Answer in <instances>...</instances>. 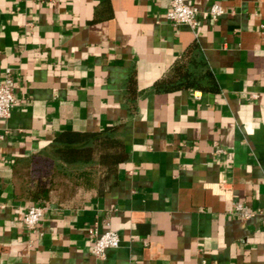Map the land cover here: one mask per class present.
Segmentation results:
<instances>
[{
  "label": "crops",
  "instance_id": "1",
  "mask_svg": "<svg viewBox=\"0 0 264 264\" xmlns=\"http://www.w3.org/2000/svg\"><path fill=\"white\" fill-rule=\"evenodd\" d=\"M185 2L196 27L166 18L170 0H0L17 100L0 122V264H264V0ZM183 59L202 61L204 88H155ZM111 125L128 152L117 182L52 194L29 230L40 202L17 193V162ZM92 228L120 245L96 256Z\"/></svg>",
  "mask_w": 264,
  "mask_h": 264
},
{
  "label": "trees",
  "instance_id": "2",
  "mask_svg": "<svg viewBox=\"0 0 264 264\" xmlns=\"http://www.w3.org/2000/svg\"><path fill=\"white\" fill-rule=\"evenodd\" d=\"M200 68L201 74L191 71ZM211 75L197 59L179 60L163 79L155 83L158 90L184 87L204 88ZM133 77L128 89L134 90ZM120 125L98 131L65 130L33 157L17 162V193L35 202L47 201L52 194L67 200L76 190L108 191L118 180L119 167L128 158Z\"/></svg>",
  "mask_w": 264,
  "mask_h": 264
},
{
  "label": "built area",
  "instance_id": "3",
  "mask_svg": "<svg viewBox=\"0 0 264 264\" xmlns=\"http://www.w3.org/2000/svg\"><path fill=\"white\" fill-rule=\"evenodd\" d=\"M223 13V7L218 4L213 5L209 10L210 17L213 20H217ZM199 14V8L186 3L185 0H170V8L166 13V18L174 24H187L191 27H196L199 24ZM14 90V80L8 75L5 81L0 83V122L10 115L16 104L17 100ZM46 209L47 205L45 203L31 204L24 215L25 226L29 230L35 231L45 215ZM235 212L243 219H249L252 216L248 207L241 202L236 203ZM89 232L96 237V242L92 249L96 256L103 257L107 249L118 247L121 243L120 235L115 230L99 233L92 228Z\"/></svg>",
  "mask_w": 264,
  "mask_h": 264
},
{
  "label": "rangeland",
  "instance_id": "4",
  "mask_svg": "<svg viewBox=\"0 0 264 264\" xmlns=\"http://www.w3.org/2000/svg\"><path fill=\"white\" fill-rule=\"evenodd\" d=\"M79 191H83V190H81V189H80V190H76L74 193H79ZM84 192H85V191H84Z\"/></svg>",
  "mask_w": 264,
  "mask_h": 264
}]
</instances>
